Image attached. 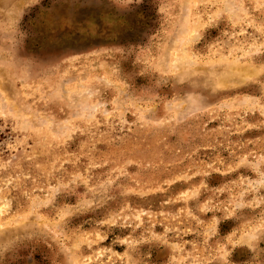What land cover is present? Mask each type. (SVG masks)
I'll list each match as a JSON object with an SVG mask.
<instances>
[{
	"label": "rangeland",
	"instance_id": "rangeland-1",
	"mask_svg": "<svg viewBox=\"0 0 264 264\" xmlns=\"http://www.w3.org/2000/svg\"><path fill=\"white\" fill-rule=\"evenodd\" d=\"M0 264H264V0H0Z\"/></svg>",
	"mask_w": 264,
	"mask_h": 264
}]
</instances>
